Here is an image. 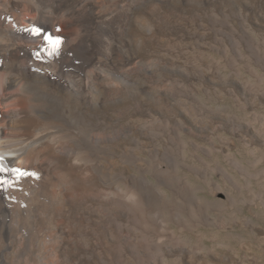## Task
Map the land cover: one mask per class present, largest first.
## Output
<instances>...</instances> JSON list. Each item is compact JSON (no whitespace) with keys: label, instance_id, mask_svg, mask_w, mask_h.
Listing matches in <instances>:
<instances>
[{"label":"bare ground","instance_id":"1","mask_svg":"<svg viewBox=\"0 0 264 264\" xmlns=\"http://www.w3.org/2000/svg\"><path fill=\"white\" fill-rule=\"evenodd\" d=\"M230 6L244 15L236 21L240 43L264 72V58L250 37L264 30V10L257 15L246 0H0V16L59 25L66 53L80 62L74 65L64 55L49 68L52 78L29 71L27 55L20 53L36 43L14 36L0 21V151L40 178L37 192L22 184L35 195L31 203L19 193L16 204L0 198L2 264H12L9 252L25 257L13 239L17 225L35 258H42L39 263L29 257L34 264H70L67 257L72 264L174 263L163 246L161 192L148 186L150 170L158 175L165 168L160 143L184 137L196 153L208 156L221 150L197 143H213L218 133L239 136L251 149L264 139L253 125L262 98L255 91L243 96L244 86L224 80L223 69L209 70V77L187 57L204 45L234 65L227 54L236 58L240 45L225 11ZM246 70L254 79L256 72ZM222 86L242 91L231 94L248 123L235 113L218 121L222 110L203 102ZM226 158L239 168L232 153ZM4 244L12 251L2 252Z\"/></svg>","mask_w":264,"mask_h":264},{"label":"rangeland","instance_id":"2","mask_svg":"<svg viewBox=\"0 0 264 264\" xmlns=\"http://www.w3.org/2000/svg\"><path fill=\"white\" fill-rule=\"evenodd\" d=\"M246 2L250 3L256 14L264 10V0H246ZM231 7H228L225 11H229L231 14L228 20L232 25L234 33H236L234 40L240 45V48L238 49L239 52L237 51V60L231 52H228L227 56L230 57L231 55L232 60L230 62L235 66L227 65L224 59H220L214 52V54L210 53V50L204 45H200L194 50L189 51L187 57L189 60H192V63L195 61L199 64L201 63L202 69H205L204 71L208 70L205 73L209 77V70L217 69L220 72L223 69L220 73L224 76V80H235L236 83H233L239 89L241 87L240 84L244 86L245 92L243 96H248V91H255L262 98L258 102V106L260 107H258V113L260 115L258 114L259 117L253 125L264 135V72L259 66L251 64L247 51L242 47L240 37H238L240 36V31L238 30H241V28L240 25L236 24V21L238 19L242 20L244 15L238 12L237 8L231 9ZM260 24L264 25V17L260 19ZM255 32L252 31L250 37L254 40V44H256L261 57L264 58V30L260 32L255 30ZM206 50L208 51L206 52ZM247 67L258 73H254V79L253 76L250 77L248 74ZM182 68L188 71L183 66ZM227 68L231 69V72ZM233 75L238 78H234ZM218 88L216 92L211 93L210 99L202 96L205 97L204 99L202 98L203 102L222 110L220 113L221 117L219 116L217 120L224 121V116L227 113H235L241 122L248 123L249 117H246L244 111L239 108V104L232 97L235 91L238 95L242 91L224 86ZM240 101L238 99L239 103ZM183 138L176 141V143H170L169 141L168 143H160L159 158L163 161L164 171L163 173L154 175L152 170H150L148 174V179H150L148 180V186L159 189L162 195L161 221L164 227L163 246L165 250L170 249L173 253L174 256L171 257L174 260L173 264H264V139L261 138V141L256 146L253 145V149H251L248 148V143H245L246 147H244L243 143L239 142V136H233L230 133H225L224 135L218 133L217 136L216 134L213 136V143H197L203 146H211V150H221V153L213 151L211 155L205 156V154L196 153L189 143L184 142ZM243 138L248 140L247 136H243ZM167 148L171 149V151H168ZM227 151L234 155L239 168H235L230 163V160H228L229 158H226ZM176 161L177 165H175ZM172 165L174 166L172 167ZM189 169L193 172H189ZM156 176H160L161 181L158 182L155 178ZM37 181L34 182L37 185H31L36 192L39 190ZM28 192L29 195L25 196V198L31 203V200H35V195L32 191ZM42 199L39 200L47 202L45 199ZM221 204L223 205L222 207ZM15 228H19V233L17 232V237H13V239L16 244L20 242L17 245L18 247L20 246L19 253L23 249L21 252L26 253L25 257L27 256V258L22 255L19 256V259L22 258V261L18 260V254L15 251L7 253V257L11 258L10 262L12 264H18V261H21L22 264L23 262L25 264L26 261H29L27 262L28 264H34L30 262V258H35V252L31 251L30 244L26 241L24 243L23 240L25 235V238L28 237L27 233L23 229H20V225H17ZM22 233L23 237L20 235ZM4 234L8 235L6 230ZM52 244L54 245V243L50 245L52 246ZM168 244L171 245L169 246ZM22 245L24 248H22ZM1 251L8 252L12 250L8 248L7 244H4ZM14 253L17 255H14ZM67 258L65 260L72 264L70 259L68 261ZM35 259L39 262L41 261L39 259L42 258L36 257ZM4 260L5 258L0 260V264ZM53 263L57 264L58 262L56 263L54 260ZM166 264L169 263L166 262Z\"/></svg>","mask_w":264,"mask_h":264},{"label":"snow or ice","instance_id":"3","mask_svg":"<svg viewBox=\"0 0 264 264\" xmlns=\"http://www.w3.org/2000/svg\"><path fill=\"white\" fill-rule=\"evenodd\" d=\"M33 31H38V30L34 29ZM45 39L51 45V52L49 54H52L53 52H56L58 50V45L61 43L60 38L53 39L51 36H48ZM0 171H4V169L0 168Z\"/></svg>","mask_w":264,"mask_h":264}]
</instances>
